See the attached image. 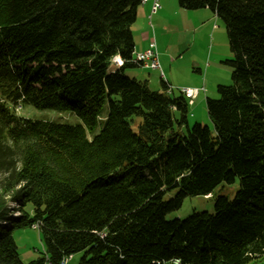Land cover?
I'll return each instance as SVG.
<instances>
[{"label":"trees","instance_id":"trees-1","mask_svg":"<svg viewBox=\"0 0 264 264\" xmlns=\"http://www.w3.org/2000/svg\"><path fill=\"white\" fill-rule=\"evenodd\" d=\"M178 3L226 27L232 84L206 100L212 130L190 128L164 79L152 91L126 75L141 0H0V264H25L13 231L37 222L45 252L29 264L264 257V0ZM22 104L82 124L24 118ZM237 179L233 199L214 194ZM209 195L214 212L167 219Z\"/></svg>","mask_w":264,"mask_h":264},{"label":"rangeland","instance_id":"rangeland-1","mask_svg":"<svg viewBox=\"0 0 264 264\" xmlns=\"http://www.w3.org/2000/svg\"><path fill=\"white\" fill-rule=\"evenodd\" d=\"M173 1L175 8L178 9L180 7L178 0ZM159 2L163 7L162 0H159ZM157 17V15H154L151 20L153 27L149 18L145 20L137 19L132 26V30L133 32H144L142 40H150V44L156 43V46L161 51H167L169 48L170 54H164L159 51V61L166 75L164 80H170L174 94L177 96L181 95L182 89L188 87L200 90L197 99L188 107L189 125L192 128L194 125L199 124L212 130L213 124L208 116L206 100L207 98L219 99L218 86H230L232 84L233 69L224 63L226 60L233 58L226 27L222 21L214 18V21L221 26L223 33L214 35V31L213 33L210 31L203 36H201L200 32L196 35H185L182 31V25H184L185 20L183 21L180 15H174L170 24L162 21L161 25L158 23ZM174 19L176 20L174 21ZM139 73H142L144 77H141ZM126 75L129 78L135 77L141 81L149 80L148 85L152 91H158L162 88V78L159 70L132 68L126 71ZM16 112L21 117L36 121L56 122L73 126L82 124L81 120L73 114L54 110H39L27 104L17 107ZM89 138L91 139L92 137L89 136ZM239 189L240 182L237 179L232 185L223 184L219 186L214 194L216 196L224 195L233 199ZM175 194L176 191H172L166 198H172ZM213 195L187 198L182 208L170 214L167 219H185L195 212H214L215 197ZM27 211L32 215L33 212L30 205ZM13 236L18 247L19 256L25 264H29L44 256L45 249L42 231L34 229L33 226H24L15 228ZM82 257L83 253H78L72 256L68 264H79ZM251 264H264V257L255 259Z\"/></svg>","mask_w":264,"mask_h":264},{"label":"crops","instance_id":"crops-1","mask_svg":"<svg viewBox=\"0 0 264 264\" xmlns=\"http://www.w3.org/2000/svg\"><path fill=\"white\" fill-rule=\"evenodd\" d=\"M173 2H174L173 0H169V1L162 0L163 7L156 14L158 16L157 18H158L159 24L162 21L170 24V21L172 20L174 15H180L182 17V20L183 21L185 20L184 25H182V27H183L182 31L185 33V35H187V34L188 35L189 34L196 35L197 33L200 32L201 36H203L206 33H209L210 31H212V33L214 31V33H213L214 35L217 33H223L221 26H219L216 23V21H214V18H215L214 13L212 11H210L209 9H202V10H198V11H187V10H184L180 7H179L180 9L175 8ZM170 8H171V10H170ZM150 13H151V4L147 3L146 5H142V7L139 8V10H138L137 19L138 20L139 19L145 20L146 18L150 17ZM172 13H174V14H172ZM175 20L176 19H174V21ZM169 26H171V25H169ZM133 34H134V39H135V43H136L135 53L144 52L147 49V47H149V44L151 43V41L150 40H147V41L142 40L144 32L140 33V32L134 31ZM159 51H161V50L158 49V47H157L158 54L160 53ZM161 53L170 54V50L168 48L167 51L163 50V51H161ZM159 56H160V54H159ZM142 69L149 70V69H145V68H142ZM199 71L201 72V70H199ZM140 75H141V77H144V75L142 73ZM164 75H165V72H164ZM165 77H166V75H165ZM144 81H147L149 84V80H144ZM166 81L173 88V85L171 84L170 80H166ZM188 88H190V87H188ZM195 89H197V88H195Z\"/></svg>","mask_w":264,"mask_h":264},{"label":"built area","instance_id":"built-area-1","mask_svg":"<svg viewBox=\"0 0 264 264\" xmlns=\"http://www.w3.org/2000/svg\"><path fill=\"white\" fill-rule=\"evenodd\" d=\"M142 1L144 2V5H146L147 3L151 4V13H150L149 20H150L151 26L153 27V24L151 22L152 17L156 15L162 9V6L159 0H142ZM216 20H218V18H216ZM115 62L119 63V65L122 64L119 58H116ZM133 62L137 64L140 68H145L149 70H159L161 74L160 75L161 78L162 79L165 78L164 72L162 70V67L159 61V54L157 52L156 43L150 44L149 47L142 53H135ZM181 94L187 99L189 106H191V104H193L195 99H197V97L199 96L200 90L186 88V89L181 90ZM35 224H40V223L37 222ZM35 224L33 225L34 229H35ZM71 258L72 256L65 258L62 264H67L71 260ZM155 264H182V263L180 259L174 258L169 261H163V262L156 261Z\"/></svg>","mask_w":264,"mask_h":264},{"label":"bare ground","instance_id":"bare-ground-1","mask_svg":"<svg viewBox=\"0 0 264 264\" xmlns=\"http://www.w3.org/2000/svg\"><path fill=\"white\" fill-rule=\"evenodd\" d=\"M141 5H144V2H143L142 0H141ZM35 229H36V230H40V229H41V224H35ZM62 263H63V261H62ZM62 263H61V264H62ZM68 263H69V262H68ZM68 263H67V264H68Z\"/></svg>","mask_w":264,"mask_h":264}]
</instances>
